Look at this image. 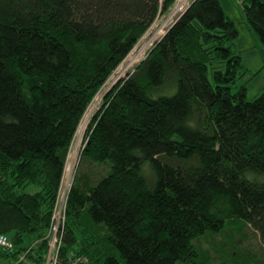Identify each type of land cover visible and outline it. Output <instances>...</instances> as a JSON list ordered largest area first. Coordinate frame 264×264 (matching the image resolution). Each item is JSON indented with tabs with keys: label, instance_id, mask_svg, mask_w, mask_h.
I'll return each instance as SVG.
<instances>
[{
	"label": "trees",
	"instance_id": "1",
	"mask_svg": "<svg viewBox=\"0 0 264 264\" xmlns=\"http://www.w3.org/2000/svg\"><path fill=\"white\" fill-rule=\"evenodd\" d=\"M175 1L0 0V235L15 247H0V264L29 245L26 260L43 264L83 114ZM241 5L264 46V0ZM237 36L219 0H191L104 94L67 194L57 264H264V250L242 244L256 233L264 248V182L249 178L264 174V89L251 101L244 85L232 91L243 73ZM92 166L105 171L90 179ZM216 237V252L200 248Z\"/></svg>",
	"mask_w": 264,
	"mask_h": 264
},
{
	"label": "rangeland",
	"instance_id": "2",
	"mask_svg": "<svg viewBox=\"0 0 264 264\" xmlns=\"http://www.w3.org/2000/svg\"><path fill=\"white\" fill-rule=\"evenodd\" d=\"M219 1L223 11L225 12V15L233 22L238 32V36L232 41L231 47L240 55L243 65V73L237 80L236 84L232 86V91L235 92L238 86L244 85L246 87V99L251 101L258 97L264 89V46L251 30L244 17L243 6L241 5L242 0ZM172 8L173 6L167 13L159 15L155 19L148 31L140 38L138 43L133 47L130 53L124 58V60L118 65L104 85L100 88L83 114L65 156L61 184L59 190H57L58 192L56 196V201L58 203L57 211L58 209L60 210V204L62 205L65 202L66 192L72 185L74 175L80 163V154L86 143V132L89 121L101 106L104 94L120 79L127 77L133 71L134 67L146 57L154 42H156L163 35L166 28L168 27V16L172 11ZM141 49L142 52L139 54L138 58L129 66H127V62H129V60ZM121 70H124L125 72L122 71V73L119 74ZM173 91L174 88H171L163 93L170 95L173 93ZM87 168L88 167H84L83 169ZM90 169L88 170L90 179H96L99 174H102L105 171V168L96 166H92ZM143 170L145 173L150 175L147 165L144 166ZM251 177L257 181L264 182V174H250L249 178ZM219 241L220 237H216L215 240L207 238L206 240H200L199 245L204 251L210 249V252H216V245L219 243ZM247 243L248 242L242 244L249 248V250L247 247L245 249H247L248 252L250 251L252 256H262L264 248L256 233H251L249 244L247 245ZM212 255L214 256L213 253ZM212 264L219 263L218 261H214Z\"/></svg>",
	"mask_w": 264,
	"mask_h": 264
},
{
	"label": "built area",
	"instance_id": "3",
	"mask_svg": "<svg viewBox=\"0 0 264 264\" xmlns=\"http://www.w3.org/2000/svg\"><path fill=\"white\" fill-rule=\"evenodd\" d=\"M190 2L191 0H176L175 1V3L173 4L172 11L169 13V16H168V23H167L168 27L182 14V12L189 6ZM60 184H61V181L59 183V187L57 190H59ZM69 189L70 187L68 188L66 192L65 202L62 205L60 204V210L58 209V211H57L58 203L55 198L52 212H51L50 225H49V228L45 236V239L47 242V248H46V252L44 255L43 264H57L59 261L58 250H59V247L61 246L60 239H61V232L63 230V226L65 222V208H66V200H67V194L69 192ZM0 247L8 251H12L15 249L14 245L11 243L9 238H7V236L5 235H0ZM31 247L32 245L27 246V248H25L23 252L19 253L16 260L11 264H32L28 262L25 258L26 253L29 251V249H31ZM82 261H83L82 259L76 258L74 262L81 263Z\"/></svg>",
	"mask_w": 264,
	"mask_h": 264
},
{
	"label": "bare ground",
	"instance_id": "4",
	"mask_svg": "<svg viewBox=\"0 0 264 264\" xmlns=\"http://www.w3.org/2000/svg\"><path fill=\"white\" fill-rule=\"evenodd\" d=\"M151 27V26H150ZM166 31V30H165ZM165 33V32H164ZM163 33V34H164ZM158 34V33H157ZM148 45V44H147ZM142 52V49L138 52V53H136L130 60H129V62H127L128 63V65L127 66H129L131 63H133L137 58H138V56H139V54ZM129 58V57H128ZM122 71H124V70H121V72L119 73V74H121L122 73ZM125 72V71H124ZM123 72V73H124ZM117 75V74H116Z\"/></svg>",
	"mask_w": 264,
	"mask_h": 264
}]
</instances>
